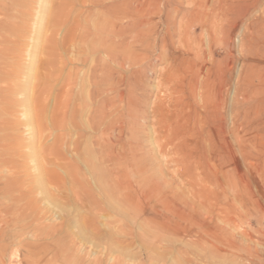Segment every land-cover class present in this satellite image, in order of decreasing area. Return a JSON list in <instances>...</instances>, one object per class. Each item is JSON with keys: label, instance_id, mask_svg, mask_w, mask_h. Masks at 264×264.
<instances>
[{"label": "rangeland", "instance_id": "rangeland-1", "mask_svg": "<svg viewBox=\"0 0 264 264\" xmlns=\"http://www.w3.org/2000/svg\"><path fill=\"white\" fill-rule=\"evenodd\" d=\"M6 1L0 0V55L5 53L21 72L32 69L36 76L44 73L40 64L51 60L54 53L65 59L81 53L82 39L63 44L60 50L53 48L54 41L61 43L76 20L88 26L100 17V9L88 4L64 6L62 25L51 33L41 30L40 11L42 4L56 11L59 0ZM132 1L124 9L127 13L134 9ZM146 1L156 12L151 15L153 35L145 37L148 49L131 40V32L123 36L122 48L114 50L121 54L127 46L131 56L127 53L126 59L132 65L119 70L101 50L92 54L104 86H112L124 75L134 84L132 118L119 109L102 120L103 124L109 119L122 121L125 130L118 147L111 149L97 132L87 129L83 133L89 136L93 151L96 141L104 140L105 192L110 189L104 195V212L66 198L62 189L50 184L46 187L52 194L44 196L35 188V163L22 159L19 181L27 185L25 190L32 183L34 188L27 196L24 193L22 201L15 200L16 193L0 196V209L17 208L11 215L0 212V264H264V0H200V6L197 0L195 4L192 0ZM214 7L217 10L211 13ZM210 14L215 17V29L220 25L218 32L209 23ZM184 23L190 25L188 30L183 29ZM77 34V29L72 31L73 37ZM106 45L113 48L108 41ZM30 55H36L35 62H30ZM80 67L67 64L62 74L76 70L79 81L86 71ZM174 69L180 71L178 84L169 80ZM167 88L172 100L182 95L189 103L195 90L200 106L214 108L213 138H208L211 121L206 118L201 134L189 135L180 152L158 148L156 139L161 135L156 133L153 112ZM76 89L79 94L78 85ZM52 96L44 99L48 118L54 107ZM20 112L17 119H22ZM223 127L231 131L226 147ZM77 131L72 129L69 136L81 134ZM0 133V142L4 137L19 138L22 156L32 144L39 150L53 147L57 134L49 119L32 130L21 124L3 137ZM67 155L68 159L75 157ZM177 157H185L182 164L176 163ZM47 162L41 161L44 168L49 167ZM56 162L55 172L60 174L63 161ZM9 173H0L1 180L10 177ZM88 225H94L93 229Z\"/></svg>", "mask_w": 264, "mask_h": 264}, {"label": "bare ground", "instance_id": "bare-ground-1", "mask_svg": "<svg viewBox=\"0 0 264 264\" xmlns=\"http://www.w3.org/2000/svg\"><path fill=\"white\" fill-rule=\"evenodd\" d=\"M23 1L27 2L28 0L27 1L23 0ZM44 1L46 2L47 0ZM59 1L60 4H58L56 11H54L55 15L51 9L49 8L46 9L45 6L42 4L43 9L40 11L41 19L39 20V26L41 30L44 29L48 32L54 33V31L59 29L60 24L62 25L61 19L63 18L62 14L64 12L63 9L64 6H71V5L77 6L78 4L79 6L80 5L85 6L86 4H88V6L97 7L100 9L99 10L100 17L98 18L97 23L88 24V26H82L80 21L76 20L71 30L67 32L65 38L62 40L61 43L54 41L53 48H55V50H60L63 44H70L76 39H78V41L82 39L84 45L83 47L78 49L80 50L81 53L77 56L74 55L75 57L73 59H65L61 55L57 56L56 53H54V55L51 54L53 56V58L51 57V60L49 59L48 61H43V63L40 64L41 66L40 71L41 72L44 71V73L41 76H40L41 73H39L38 71L37 72L39 73V76H36L37 73L34 75L32 69H27V72H21L16 65L17 62L13 61V59L12 61H9L10 58L7 57V55H4L5 53H2L3 49L1 50V53L3 54L0 55L1 57L0 63L2 64V67H0V130L3 132L1 137L4 136L3 134L5 135L8 134L6 133L8 131L13 132V130L21 124L23 126L24 125L27 126L28 129L32 130V128L35 127L37 124L41 125L45 123L48 119L51 128L57 134H55V142L53 147L51 148L41 147L42 149L39 150L34 146V144H32V146H30L29 149L27 150L28 152L25 153V155L23 156L19 155L22 144L19 138L9 137L7 139L6 137H4L5 139H3L0 142V168L2 167L4 170L1 168L2 170L0 169V173H2L3 171H7L9 173L10 171L11 174L9 173L8 175L11 176L10 177L7 176L3 180H1L0 177V196L7 198L12 193H16L18 196L17 198H15V200L22 201L25 198V196H27L26 193L28 192L31 193V189L34 188L33 187L34 185L32 186L33 183L31 184L30 189L28 188L29 190H25L27 189L26 188L27 185L26 186L23 185L24 183L22 184V182L19 181L18 178L19 170H22L23 168V164H21L22 159H30V161L34 162L36 166V168L34 169V171L36 172V174L34 173L35 178L33 177L35 179V184H36L35 188L37 187L40 193H42L44 196H49V197L51 196L52 193L46 187V185L48 186V184H50L53 185L55 188L62 189L61 192H64L66 194V198L70 199L71 197V199H74L75 201H79L80 203H83L85 206H93L94 209H96L97 211L104 212L105 210V205L103 201V199L105 198L104 195L110 189L107 192H105L106 191L105 180L107 179H106V174L103 173V169H102V165L104 163L103 148L105 146L103 147L104 144L102 143H104V140H106L109 142L111 149H114L115 146L120 144L121 142L120 135L122 131L125 129L122 124V121L119 120L120 118L114 119L113 121L109 119L110 122L107 120V122L104 124L102 123V120L103 117L109 118L108 116L110 115L111 111H113V113L114 112L118 113L119 109L124 110L123 112L125 113L126 118L132 116V112L134 111V108L132 102L133 92H131L132 90L131 84L132 85L134 84L128 83L127 81L129 80H126L124 75V77L117 80V82L112 84V86H108V87H106L107 85L104 86L102 79L99 80L101 75H98L100 72H98L97 65L92 58V54L96 53V51L98 52L99 50H101V52H104L106 56L105 59L109 61L110 64L117 66L116 68H118L119 70L123 69L128 63H130L129 60L126 59L127 58L126 55L130 51L127 48V46L125 49H123V51L122 50L120 51L121 54L118 51L114 52V50L122 48L121 46L124 45L123 36H126V34L131 32H133V35L131 36L130 39L133 40L134 42L136 41L140 47L145 49L148 46L147 39L145 37L152 36L154 32L153 24H151V19H152L151 15L154 16L156 12L155 10L152 11L149 9L148 2L146 0L143 1L133 0L130 6L131 8L134 9L130 13H127L124 10L127 7L128 0H123V1L110 0L109 3L108 0H59ZM150 1L155 3L157 0H150ZM193 4H195V2H193ZM196 5L197 6L202 5V1L197 0ZM216 10H217L216 8L212 9L211 13H215ZM20 14H25V13H23L22 11ZM204 17H205L204 22H206V14L204 15ZM86 20L88 19L86 18ZM209 23L211 24L212 29L214 31L216 32L219 31L220 25L216 26L215 29V25H214L215 17L213 14H210ZM10 24H8V26ZM17 25L18 23L16 24V26ZM189 27H190L189 24L188 25L185 24L184 28L183 27L182 28L184 30H188ZM5 28H7V26ZM15 29L18 28L16 27ZM15 29L12 30V32H15ZM76 29L80 34H77L76 37H73L72 31ZM40 33L41 32H39V34ZM185 34H187V32ZM6 40H8V38H6ZM9 40H8V44L9 42H11ZM107 41L111 43L113 48L112 47L110 48L106 45ZM4 42L6 43L7 41L4 40ZM131 42L132 41H130V43ZM6 50L7 48L4 49L3 52H5ZM10 51H13V49ZM103 58L101 57V60ZM35 59H36V55H30L31 63L35 62L36 61ZM101 60L99 59V61ZM75 63L85 68L86 70L85 73L82 74V77L80 78L79 81H77L78 74L77 72H75L76 70L71 71L70 69L66 75L62 74L67 64L73 66ZM132 63H134V58L132 60ZM123 70L121 71L123 72ZM124 72L126 73V71ZM170 73H171L169 75L170 82L176 81L177 84L181 82V75L179 69H174ZM21 74L25 75L24 80H20ZM77 85L79 89V94L76 92ZM49 95L54 96V107L52 108L51 114L48 118L45 115L46 108L44 106V99ZM163 95H164L163 98L158 99V104H156L153 112L154 113L153 116L156 119L154 121H156V125H157L156 133L161 135L156 139V142L158 143L157 144L158 148H160L161 150H165V148H169L170 150L176 153L180 152L183 145L186 142V138L189 135L201 134V129L203 125L202 122L206 118L211 121L210 128L207 131L208 138L209 139L213 138V135L215 134L213 123H214V119L217 116V113H215V110L212 106L209 105V108H207V106H204V104L200 106V104L197 103L195 99L196 98L195 90H193L192 92L191 103L187 102L182 95L177 96L175 100H172L173 98H170L172 96V93L168 88L166 91L163 92ZM160 105L163 106L164 109H161V107H157ZM18 111H21L19 113V116L22 117V119H17V117H15ZM23 121L24 123H22ZM72 129L78 130L79 132H81V134L75 133L76 136L73 135L74 138H71V136H69V133H71L70 131ZM87 129L88 131L92 130L95 133L97 132L99 136L98 138L100 139H103V137L106 138L103 140V142L101 140L96 141L97 148L95 151L92 150L93 148L92 149L90 148L91 146L89 147L90 144L88 145L89 136L83 135V133H85ZM230 133L231 131H229L227 127L226 128L223 127L221 129V134L223 137L222 142L224 143L225 147L229 146L228 143L229 141L227 140L226 135ZM96 135L97 134H95V136ZM200 143L203 144V141H200ZM207 144H209V141H207ZM66 152H68V154H71L69 155L71 158H72V153L75 154L74 155L75 157L73 159H68L67 158L68 155L66 156ZM105 152L107 151L105 150ZM105 152L104 154H107ZM106 158L108 159V157H105V159ZM42 160L48 161L47 162V165L49 166L48 168H44L42 166L41 163ZM57 160L63 161L61 163L62 166H60V171H61L60 174L59 173L57 174V172H55L56 171L55 168L56 167L59 168V166H57L58 165V163L56 162ZM184 160L185 157H179L176 163L182 164ZM180 176L184 177V174L182 173L180 174ZM3 177L4 176L2 175V178ZM120 197H122V194ZM108 198L109 197H107V199ZM3 207H2L3 209H0V212L4 214L7 213L11 215L15 213V211H17V208L14 211L10 207L7 206H3ZM174 210H176V208L174 209L172 207V211ZM93 226L88 225V227H91L92 229ZM112 247L113 246L109 247V249Z\"/></svg>", "mask_w": 264, "mask_h": 264}]
</instances>
